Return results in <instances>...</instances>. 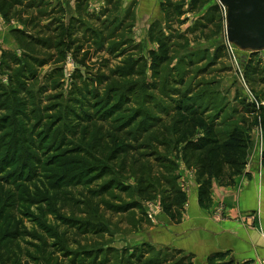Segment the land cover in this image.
<instances>
[{
  "label": "rangeland",
  "instance_id": "rangeland-1",
  "mask_svg": "<svg viewBox=\"0 0 264 264\" xmlns=\"http://www.w3.org/2000/svg\"><path fill=\"white\" fill-rule=\"evenodd\" d=\"M91 9L83 17L92 28L84 25L78 36L70 37L78 41L64 50L61 43L69 40L68 30L57 28V21L42 26L46 19L40 10L16 7L9 18L1 14L0 45L11 40L7 50L18 54L10 33L27 25L49 44L27 43L34 55L45 59V63H31L34 71L27 66L32 74L26 86L33 93L28 109L37 107V114L28 122L18 119L13 110L19 100L15 95L9 101L10 110L0 107V177L8 179L5 185L15 180L13 186L0 184V264H194V255L182 250L164 249L160 255L152 242L141 244L147 239L168 240L171 234L164 230L159 235L158 228L178 224L185 215L183 210L175 220L165 213L164 201L170 196L165 181L157 183L153 199L141 200L135 210L112 212L102 206L93 212L83 200L93 196L91 189L105 187L116 178V182L131 184V189L114 188L99 198L136 203L139 178L150 182L149 161L155 162L159 155L175 161L173 168L160 171L161 177L176 176L179 187L189 189L187 200V193L191 196L196 189L198 198L197 171L186 162L184 149L205 130L197 128L195 135L180 142L178 117L187 109L200 110L220 133L243 122L247 125L248 115L258 109L256 101L264 103V51L235 47L233 52L225 8L219 0H201L198 7L193 0H104L101 7ZM116 15L125 17L122 29L117 26L122 18H113ZM163 50L168 60L157 69L154 55L161 57ZM251 66L258 69L257 74L247 75ZM14 73L13 67L0 72V84L5 87H0L1 99L4 91L15 88ZM248 107L251 112L244 111ZM77 112L85 118L83 124L75 121ZM232 117L233 122L227 124ZM111 127L119 130L113 139ZM135 136L144 147L132 153L126 144L137 143L130 142ZM161 139L167 141L165 146ZM259 141L263 147V135ZM144 153L152 154L141 156ZM80 157L82 164L65 170L63 177L82 179L79 171L86 169L84 177L93 176V180L85 187L63 183L54 190V174L63 173L67 164L64 169L57 167L65 159ZM102 167L111 169L101 172ZM161 167L158 162L154 169ZM55 193L60 199L54 200ZM60 213L80 220L99 215L101 219L96 220H103L108 230L94 235L96 230L88 225V232L80 233L79 222L62 221L57 218ZM124 249L132 255L131 261Z\"/></svg>",
  "mask_w": 264,
  "mask_h": 264
},
{
  "label": "trees",
  "instance_id": "trees-1",
  "mask_svg": "<svg viewBox=\"0 0 264 264\" xmlns=\"http://www.w3.org/2000/svg\"><path fill=\"white\" fill-rule=\"evenodd\" d=\"M85 1L86 0H79L78 2L79 9L82 8V6L85 4ZM200 1L201 0H193L194 7H198ZM37 6H38V1L36 0L27 1V2H24V0H0V13L5 18H9L14 13V10L16 7H22V8H25L26 10H30ZM40 13L43 14V18L44 16H46V10L40 9ZM116 20H119V19H116ZM120 20L121 21L117 23V26L118 28L120 27V29H122L123 27L122 22H124L123 21L124 18ZM54 21L58 22L57 28L63 27L64 29H66L65 32H67L68 30L67 36L69 40L65 43H63L62 41L61 50H64L63 48H66V49L71 48L70 44L72 42L75 43L78 41V37L73 38V39H71L70 37L77 35L78 31L81 32L83 30L84 25L88 26V30L89 28H92L88 25L87 21L76 20V19L70 20L68 24L63 23V21L59 19H53L50 22L42 26L49 27ZM28 26L29 25H27V27ZM11 31L14 35L18 34L17 35L18 37L16 38L15 36V38L18 40L20 47L22 48V51L20 52V54H16L12 52L11 50H5L3 52V59L0 64V72L1 71L3 72L4 69L6 68L10 69L13 67L15 71L13 75H15L16 77L14 78L11 77V83L14 82L15 84L14 85L15 88H13V86L11 87L13 92L8 93L4 91V93H2L3 98L2 99L0 98V100H2L0 101V107H5L7 110H10L9 107L11 105L9 104V101L11 98H13V95H15L16 98L19 100L17 101L18 102L17 106L14 109L12 107V109L14 110V115L18 119H23V121L28 122L27 121L28 119H31L35 114H37L38 109L37 107H33L31 110L28 109V107L30 106V103L28 100L31 99L30 97H32L33 93L29 89H27L26 80L30 78L32 74L31 71H34L33 69L34 67L31 63H33L34 65L35 63H45V59H41L37 55H34L31 52V50L27 48L29 47L27 43H30L33 45H46V44H49V41L48 39L43 38L40 33L39 35L35 34L34 33L35 31H28L27 28H24V29L14 28ZM161 42H164V40L161 39ZM163 47L165 46L162 45V48ZM166 54L167 53L163 50V54L161 57H158V55H154L153 64L155 65V68L157 67L158 69L159 63H161L164 59L168 60V55ZM9 63H12V64H9ZM21 63H24V64L21 65ZM28 65L29 67H32L30 72L27 70ZM16 68H19L18 71L15 70ZM248 68H249L250 73L249 74L247 73V75L257 74L258 72L257 68H254L252 66ZM0 87L5 89V87H3L2 84H0ZM1 91L2 90H0V92ZM0 96H1V93H0ZM41 108L43 109L47 107L46 106L43 107L42 105ZM186 111L187 112H185L184 115H181L180 117H178V120L176 123V129L178 128L177 129L178 134H181V136L179 137L180 142L185 141L189 137L195 135L197 128L201 127L205 130L202 137L198 138L196 141L190 142L188 146L184 149L185 151L184 158L186 159V162L189 163L191 166H193L197 171V178H198L197 182L199 184V187H198L199 204L201 207L208 208L209 207L208 205L212 203L211 190L215 183H218L221 186L233 185L235 183L236 177L245 172V169L247 167L248 160H249L250 148H251V142H252L251 136H250V129L256 126L260 129V131L264 135V106L258 107L257 111H252L251 108L249 107L244 109V111H248V112L252 111L251 115H248V116H251L249 117L250 122L247 125H246V122H243L244 124L243 126L233 125V128L231 129L229 128L227 129V131L222 132V133L217 131L218 126L215 125L214 121H210L205 116L204 112L200 110H196V109L195 110L187 109ZM84 115L87 118L92 117V115L88 116V113ZM41 117H44V116L41 115ZM74 117H75L76 122L78 121L82 123L85 120V118H83V116L79 112H77V114ZM61 119L62 117L60 116L59 121ZM233 120H234V117H232L230 121H227V124L232 123ZM55 126L56 124L54 125V127ZM110 129L111 130L109 133V137L111 139H113L112 138L113 135L118 136L117 134L119 133V130L115 131L116 129L113 130L112 127ZM117 138L118 137H116V140ZM131 140L133 142L135 141L137 142V143H127L126 144V146L130 148L132 153H134L135 151H139V149L142 148V146L144 147L143 143L139 141V136H135L133 139L131 138L130 142ZM159 141L161 142V146H165V144L167 143V141L163 139ZM97 144L100 147L101 141H99ZM150 154L144 153V154H141V156L144 155V157H147V155L149 156ZM88 155H90V158H95V155H93L92 153H89ZM62 158H65V157H62ZM109 158H112V160L116 159L114 158L113 155H111ZM86 159L91 162V160H89L88 157H86ZM82 160H83L82 157L76 158V159H65V161L61 163L60 167H57V168H63L67 164L64 167L65 169L63 168L64 169L63 173H61L60 175L56 173L54 174L55 175L54 178L56 179L53 181L54 183L52 184V186L54 187V190H56V186H59L60 184H63V183L66 186L74 185L76 187H79L80 185H83L84 187L89 185V183L93 180L94 177L92 176L90 179H88L89 177L88 178L84 177V175L88 172L86 171V169H82L81 171H79V174L81 175L82 179L78 178V179L73 180V179H68L67 177H63L65 175V170L69 168H73V166L77 168L79 165L82 164L81 163ZM155 160H156L155 162L149 161L150 169L148 172L151 175L150 182H146V179L143 177L139 178L140 179L139 186L136 189V195L138 197V200L136 201V203H133V202L125 203V204L118 203V202L114 203L113 201H108L106 199L99 198L103 195V193L105 192L109 193L117 188L121 190L120 192L128 191L131 189L132 187L131 184H126V183L122 184L120 182H116L115 181L116 178L111 179L112 181H110V183L105 185V187H101L100 189H91L89 192H91L93 196H91L90 199L88 198V200H85V201L83 200V202H86L87 205H89L91 208L93 207L92 208L93 212L94 211L98 212L99 208H102V206L111 210L112 212H116V211L123 212V211L131 210V209L135 210L137 209L135 207L140 208L141 200L148 201V200L153 199V197L156 195L155 191L157 189V183L165 181L166 185L170 186V189H169L170 196L167 197L166 200L164 201V211L166 214L169 215V217H171V219L176 220L179 216L178 213L179 212L181 213L184 210V205L187 202V195L185 191L179 187L176 181V176H172L166 180V179H163L160 175V171H162L163 168L164 169H166L165 167L173 168L175 161L167 157L164 158L160 155L156 156ZM54 161H57V160H54ZM158 162H161L163 167L156 170L154 169V166H158ZM166 163L168 164L164 165ZM7 165H8L7 163L3 164V168L6 167ZM51 165H54V163H51ZM124 165L125 164L123 163L120 167L124 168ZM262 165L264 167V150L262 152ZM105 168L106 167H102L101 172ZM110 169L111 167H109V169L106 168V171H109ZM31 176L32 175L28 176L27 178H30ZM5 180H8V179L2 176L0 177L1 186H4V187L13 186L14 181H15V180H12L9 185H5L4 184ZM21 183H23L22 180L19 182V185H21ZM115 183H118V184L116 185ZM112 185H116V186H112ZM50 198L51 197H47L46 199H50ZM96 198H99V200L97 201ZM55 199L57 200L60 199L58 193H55L54 200ZM61 200L63 201L64 199H61ZM49 208H51V206ZM53 210L54 209L52 208V211ZM59 217H62L60 219H63L62 221H65V222H70V221L79 222L77 226H78V230L80 233H84V232L87 233L88 230L86 226L88 225H92V228L96 230L94 235L100 232H103L104 230H108L103 220L101 221L96 220V218L101 219L99 215H97L96 218L94 216L93 220L91 219L85 220L84 218H81L82 220H80L76 217H72L69 215H66V217H64L62 214L58 215L57 218L59 219ZM54 234H56L57 236V233H54ZM141 244L148 245V242L143 241L141 242ZM100 248L104 249L105 247L104 248L100 247ZM164 249L170 250L172 248L165 247L162 249H158V252L160 255L162 253V250ZM178 252L179 251H177L176 253L178 254ZM226 254L227 253L217 252L209 260H212V262H214L216 258L225 257ZM124 255L125 257L129 258V261L132 260V255L130 254L128 255L127 251H125ZM220 264H230V263L225 262V263H220Z\"/></svg>",
  "mask_w": 264,
  "mask_h": 264
},
{
  "label": "crops",
  "instance_id": "crops-1",
  "mask_svg": "<svg viewBox=\"0 0 264 264\" xmlns=\"http://www.w3.org/2000/svg\"><path fill=\"white\" fill-rule=\"evenodd\" d=\"M27 1L24 0V2ZM36 1L38 6L32 9L46 10L44 24L53 19H59L65 24L72 19L85 20L83 15H86L87 11L94 10L91 7L98 9L104 2V0H86L85 6L79 9V0ZM116 17L125 19L122 15H116L113 18ZM3 20L0 13V34L4 33ZM10 35L18 44L17 52L20 54L21 47L18 40L12 33ZM9 44L11 40L0 45V63L3 52L10 48ZM252 129L248 164L245 172L236 177L235 183L229 186L215 183L211 190L212 203L208 208L200 206L197 189L191 196L187 193L188 200L184 205L185 215L182 221L178 224L173 223L171 226L168 224L165 229L158 228L159 235L165 230L171 234L170 238L168 240L159 238L155 242L147 239L146 242H152L158 249L168 247L192 254L194 264H210V256L217 252L227 254L225 257L216 258L212 264L225 262L264 264V167L262 165L264 146L261 147L259 141L263 134L256 126ZM254 181L255 186L249 193ZM183 190L188 192L189 189Z\"/></svg>",
  "mask_w": 264,
  "mask_h": 264
},
{
  "label": "water",
  "instance_id": "water-1",
  "mask_svg": "<svg viewBox=\"0 0 264 264\" xmlns=\"http://www.w3.org/2000/svg\"><path fill=\"white\" fill-rule=\"evenodd\" d=\"M219 1L226 7L225 20L228 41L240 50L264 51V0ZM254 186L255 181L252 183L249 193Z\"/></svg>",
  "mask_w": 264,
  "mask_h": 264
},
{
  "label": "built area",
  "instance_id": "built-area-1",
  "mask_svg": "<svg viewBox=\"0 0 264 264\" xmlns=\"http://www.w3.org/2000/svg\"><path fill=\"white\" fill-rule=\"evenodd\" d=\"M223 5V4H222ZM223 7L225 8V11H226V7L223 5ZM229 46H230V48L233 50V52H234V50H235V45H233V44H231L230 42H229ZM256 103H257V106L258 107H260V106H262L264 103L262 102V101H256Z\"/></svg>",
  "mask_w": 264,
  "mask_h": 264
}]
</instances>
